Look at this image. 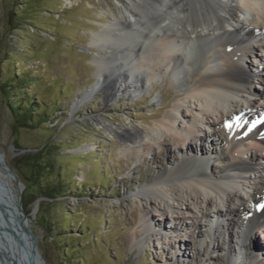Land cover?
I'll return each mask as SVG.
<instances>
[{
	"label": "rangeland",
	"instance_id": "obj_1",
	"mask_svg": "<svg viewBox=\"0 0 264 264\" xmlns=\"http://www.w3.org/2000/svg\"><path fill=\"white\" fill-rule=\"evenodd\" d=\"M119 2L0 0V152L23 184L21 204L34 257L39 264H181L173 259L179 251L184 264H225L237 243L230 227L226 239L217 232L209 237L204 220L191 232L173 231L169 212L164 211L162 220L155 208L163 206L155 202L154 208L141 192L164 167H173L181 152H188L184 145L171 144L163 131L161 138L170 142L164 146L142 140L125 149L116 137L124 127L151 134L169 105L181 101L167 76L156 75L137 90L126 82V92H113L109 98L100 83L73 109V102L98 80L92 60L100 52L91 45L92 34L112 20ZM256 41L262 48L254 50L253 60L262 63L264 40ZM243 62L254 69L249 58ZM253 85L262 90L256 80ZM250 98L252 104L259 102L256 95ZM23 101L33 106V119L22 127L12 109L22 106L24 111ZM187 105L181 110L190 118L193 105ZM253 105L245 111L264 113ZM201 151H207L203 160L209 168L218 170L225 163L218 145L202 146ZM12 179L0 165V191L17 199ZM217 208L226 226L225 211ZM142 214L171 226L167 235L153 223L144 232ZM255 229L248 249L264 262V235ZM171 242L176 247L168 250ZM227 244L232 246L227 249Z\"/></svg>",
	"mask_w": 264,
	"mask_h": 264
},
{
	"label": "bare ground",
	"instance_id": "obj_2",
	"mask_svg": "<svg viewBox=\"0 0 264 264\" xmlns=\"http://www.w3.org/2000/svg\"><path fill=\"white\" fill-rule=\"evenodd\" d=\"M119 3L112 20L92 34L91 45L101 53L92 60L98 80L73 102V109L82 105L100 83L104 97L109 98L113 92H126L130 87L126 82L137 90L156 75L167 76L178 88L181 101L169 105L151 134L142 135L137 127H124L116 133L125 149L142 140L160 146L171 140V144L178 142L188 151L181 152L173 167H164L156 182L144 184L141 191L154 208L155 202H160L163 209L155 208V214L164 220V211L169 212L174 225L166 227L164 222H154L148 214H142L139 221L145 224L144 232L149 223L165 229L163 233L170 227L191 232V228H201L204 220L209 237L217 232L226 239L231 235L228 228L234 231L236 247L225 257V264H264L248 249L255 228L264 235V114L245 111L254 104L246 97L249 93V97H259L253 106L264 112V61L253 60L254 50L262 48L255 38L264 39V0ZM244 58L255 64V71L243 62ZM254 80L261 91L253 85ZM185 104L193 105L190 118L181 110ZM162 131L169 141L161 138ZM209 136L212 139L208 143ZM209 144L218 145L225 161L218 170L209 168L203 160L207 151L202 152V146ZM244 188L248 193L241 192ZM219 205L225 211L226 226L220 223ZM158 235L155 233L156 240ZM231 246L227 244V249ZM174 247L176 243L171 242L167 249ZM177 252L173 259L183 263L184 252Z\"/></svg>",
	"mask_w": 264,
	"mask_h": 264
},
{
	"label": "water",
	"instance_id": "obj_3",
	"mask_svg": "<svg viewBox=\"0 0 264 264\" xmlns=\"http://www.w3.org/2000/svg\"><path fill=\"white\" fill-rule=\"evenodd\" d=\"M0 163L16 182L18 194L17 199H10L0 191V264H39L34 257L27 215L21 204L23 184L14 170L5 164L3 152H0Z\"/></svg>",
	"mask_w": 264,
	"mask_h": 264
},
{
	"label": "trees",
	"instance_id": "obj_4",
	"mask_svg": "<svg viewBox=\"0 0 264 264\" xmlns=\"http://www.w3.org/2000/svg\"><path fill=\"white\" fill-rule=\"evenodd\" d=\"M22 103H23V107H26V109H24V111L23 110H20L21 109L20 107H22V106H15L12 109V111L15 113L16 121L18 122L17 123L18 126L28 125L29 122H32V119H33L32 116H31L32 113H31V109H30V108H33V106L30 105L29 102L26 103V102L23 101Z\"/></svg>",
	"mask_w": 264,
	"mask_h": 264
}]
</instances>
